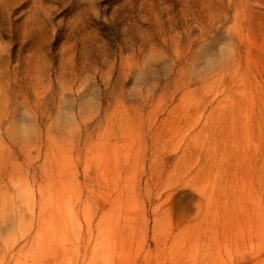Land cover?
Here are the masks:
<instances>
[{"label":"rangeland","instance_id":"obj_1","mask_svg":"<svg viewBox=\"0 0 264 264\" xmlns=\"http://www.w3.org/2000/svg\"><path fill=\"white\" fill-rule=\"evenodd\" d=\"M261 246L264 0H0V264Z\"/></svg>","mask_w":264,"mask_h":264},{"label":"bare ground","instance_id":"obj_2","mask_svg":"<svg viewBox=\"0 0 264 264\" xmlns=\"http://www.w3.org/2000/svg\"><path fill=\"white\" fill-rule=\"evenodd\" d=\"M264 246L257 250H250L249 253L234 262L233 264H264Z\"/></svg>","mask_w":264,"mask_h":264}]
</instances>
